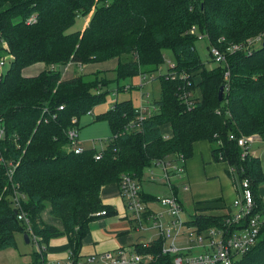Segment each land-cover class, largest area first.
I'll return each instance as SVG.
<instances>
[{
  "label": "trees",
  "instance_id": "1",
  "mask_svg": "<svg viewBox=\"0 0 264 264\" xmlns=\"http://www.w3.org/2000/svg\"><path fill=\"white\" fill-rule=\"evenodd\" d=\"M31 15L36 21L27 24ZM87 15L83 30H70L77 16ZM193 26L204 36L210 59L211 48L224 56L212 69L196 52L197 37L189 34ZM0 38L11 55L0 80L5 130L0 139V251L15 248L17 235H27L28 243L35 235L42 249L32 252L31 264H45L49 240L66 236L69 259H81L90 223L100 217L94 214H115L102 204L103 186L119 187L122 175L140 183L156 161L179 155L186 161L193 144L204 140L214 160L233 169L236 182L248 179L262 217L257 241L232 264H264V199L259 194L264 171L258 157L249 151L242 156L237 145L241 136L264 140V0H0ZM166 50L173 67L154 77L160 80L159 95L150 103L155 109L139 129H127L137 117L132 102L117 101L95 119L109 124L105 145L83 147L81 153L69 150L67 131H78L79 118L102 103L104 94L80 76L62 80L60 68L116 59L119 91L120 81L155 74ZM36 63L46 69L24 76L23 70ZM185 93L189 103L181 98ZM6 167L13 169L11 176ZM172 194L184 208L176 187ZM147 196L140 191L142 202ZM211 202L195 207L185 224L200 234L227 228L231 208L213 214ZM46 207L62 221V230L42 221ZM162 244L157 237L134 249L151 254L154 264H171L175 256L163 254Z\"/></svg>",
  "mask_w": 264,
  "mask_h": 264
},
{
  "label": "built area",
  "instance_id": "2",
  "mask_svg": "<svg viewBox=\"0 0 264 264\" xmlns=\"http://www.w3.org/2000/svg\"><path fill=\"white\" fill-rule=\"evenodd\" d=\"M36 21L35 16L31 15L26 19L27 24L34 23ZM189 34L195 35L197 40L204 39V36L200 34L196 27H191ZM260 40V37L257 38ZM237 49L236 46L232 48ZM0 80L3 78L4 66L7 61L11 59L8 47L6 43L0 38ZM210 52L213 56L215 64H219L224 60V56L215 48H211ZM8 58V59H7ZM167 66L173 67V63L167 62ZM165 74V73H160ZM159 73L145 75L140 74L141 79L154 80V77L160 76ZM224 78H228V72L224 73ZM189 94L185 93L181 98L188 102ZM189 103V102H188ZM61 109V107H60ZM155 108L150 104L141 105L135 107L137 113L136 122L130 124L127 129L135 130L139 129L143 120L148 117ZM53 116V115H52ZM5 134L4 126L0 123V139H3ZM70 144L69 150L74 153H81L83 147L77 142V130L70 128L67 131ZM253 136H241L237 139V145L243 149L242 156L248 152L249 142L255 139ZM257 137V136H256ZM230 139H233L230 136ZM99 159V155L95 156ZM0 162H3V157H0ZM185 159L182 155L174 156L172 159L156 161L154 165L160 166L164 172V178L168 183L170 194L167 196L157 197L156 200L163 208L161 212L153 213L148 212L144 202L140 199L141 186L137 180L129 175H122L119 188L120 195L125 201L126 210L130 214V217L135 221L139 227L143 220H151L152 227L157 230L159 237L163 238L162 253L173 254L175 257L171 264H232L233 261L241 254H244L247 249L254 245L257 241L260 227L262 225V217L256 212L255 202L253 199V193L250 188L248 179L240 181L239 195L232 201V206L236 208V211L226 218L227 228H210L206 233L200 234L194 227H189L185 224L182 217L183 208L178 202L175 195L172 194L173 185L171 183V175L176 178H181L184 174ZM12 165V162H9ZM231 171L233 169L229 167ZM7 175L11 176L13 169L6 167ZM152 173L151 177L152 178ZM186 188V187H185ZM105 211L95 213V216H104ZM167 216L168 221H163V217ZM24 217L23 215L19 218ZM25 221H27L25 219ZM28 222V221H27ZM240 226V228H235ZM232 230H231V229ZM39 238L32 235V241L36 244L39 250L42 247L38 244ZM142 247H147L149 244H141ZM202 247L203 252L197 255H186L191 253L194 247ZM55 264H154L153 256L151 254H138L134 246L121 247L114 251H108L99 255H88L83 260L79 259L73 261L68 259L64 263Z\"/></svg>",
  "mask_w": 264,
  "mask_h": 264
},
{
  "label": "crops",
  "instance_id": "3",
  "mask_svg": "<svg viewBox=\"0 0 264 264\" xmlns=\"http://www.w3.org/2000/svg\"><path fill=\"white\" fill-rule=\"evenodd\" d=\"M86 23H88V19L86 20ZM38 64L41 65L39 69H36L34 73L24 74V76H35L46 69L44 64L36 63V65ZM116 66V59L101 63L82 65L81 67L75 64H69L67 69L62 71L61 78L62 80H68L78 76L85 77L86 75H91V73L99 70L98 68L110 69V71L115 72ZM125 81L126 83H123V88L116 91V97L119 92H124L122 94L123 99H117L115 102L130 100L133 106L137 107L141 105L146 106V104L157 99L156 95L149 99V93L144 92V86L149 81L145 80L141 82L140 75L131 77ZM154 81L152 80L150 82L152 83ZM89 113L91 114V111ZM255 140L260 139L258 137V139ZM248 151L260 159L262 170L264 171V160H261L255 150L251 151L249 145ZM158 167L160 168V166ZM150 170H153L152 167L146 170L143 180L140 182V186L141 191L148 195L145 203L147 211L149 213H157L161 212L163 208L160 206L156 198L167 196L169 194H157L153 190V188H156L161 184V180L160 177H158L159 181L157 182V179L153 174V179H150ZM174 179L175 181L172 180L171 183L173 187H176L177 189L178 198L180 199V190L189 193V199H185L191 203L193 209L195 207H202L207 204V202L213 201L210 204L216 209L211 210V212L224 214L228 207L231 208L232 201L239 195V187L231 175L229 165L224 161H215L211 144L204 140L197 141L193 144L192 156L184 163V174L180 179ZM182 180L185 181L182 182ZM145 181H147V183H145L148 188L147 190L145 187L147 191H143V183ZM150 185H152V189L150 188ZM259 194L264 199V185L260 186ZM150 196L154 197L155 200H152ZM100 197L102 204L114 209L115 214L112 216H100L90 223V232L83 240L80 249L81 260L88 255H99L107 251H114L121 247H131L143 243L149 244L159 237L157 230L152 227L151 220H143L141 222V227H139V225L131 219L130 214L126 210L125 201L120 195V188L117 184L103 186L100 191ZM163 218L165 222L169 220L166 215ZM41 219L45 224L51 225L59 230L63 229L62 221L49 214V207H46L42 211ZM145 232H148V234H145ZM146 235H148V237ZM21 239L24 242L22 236ZM34 251L35 249L33 251H31V249L28 250L27 243L23 245L18 237H16L15 248H8L0 251V264H31V254ZM69 256L70 253L66 236H59L49 240L46 245L45 264L64 263L69 259Z\"/></svg>",
  "mask_w": 264,
  "mask_h": 264
},
{
  "label": "rangeland",
  "instance_id": "4",
  "mask_svg": "<svg viewBox=\"0 0 264 264\" xmlns=\"http://www.w3.org/2000/svg\"><path fill=\"white\" fill-rule=\"evenodd\" d=\"M91 15H87V16H77L75 18L74 24L71 27V31L74 30H82L86 23V20L90 18ZM195 48H196V52L201 60V62L206 64L207 69H212L213 67H215L217 64L214 63L213 59H210L209 57V53L207 51V47H206V41L204 39L202 40H197L195 42ZM164 62L161 65V67H159L160 69L157 70L156 73H165L166 69H167V62H170V65L173 63V55L171 53V51L166 50L164 51ZM0 55H3V53L0 52ZM8 59V58H7ZM170 60V61H168ZM109 61V60H108ZM101 63V62H100ZM73 64V63H71ZM70 64V65H71ZM91 64V63H89ZM69 65V64H68ZM68 65H66L65 67H61L60 68V73H62V71H65L68 67ZM77 65V64H76ZM87 65V64H84ZM9 66V61L6 62L4 69L6 70ZM79 67H81L82 65H78ZM41 67V65H36L34 64L33 66H29L26 69L23 70V74H28V73H34L36 71V69H39ZM57 69V68H56ZM99 70L91 73V75H86L84 76H80L82 78V80L84 81H91L93 82V85L95 84V87L93 91L98 90L100 93L104 94V99L102 101V103L94 106L91 108V114L87 113L82 115L79 120H78V131H77V136H78V140L77 142H79V144L82 147L88 148V147H95L97 150H100L104 145H105V140L108 139L111 135V130L109 127V124L107 123V121L105 120H95L96 116H98L101 113L107 112L108 109L111 108V106H113L112 104H114V102L117 99H123L122 94L124 92H119L118 96L116 97V90H117V82H116V73L113 71H110V69H101L98 68ZM58 70V69H57ZM150 75V74H148ZM79 77V76H78ZM141 77V76H140ZM147 80V78L145 79ZM141 79V82L145 81ZM195 81L198 80V78L194 79ZM148 83H146V85L144 86V92L149 93V99H151L153 96L156 95V97H158L159 95V81L160 80H156L154 82H150V80ZM123 83H126V81H120L119 85L121 86ZM151 83V84H150ZM198 88L193 89V91L196 93ZM130 96V95H128ZM135 108V107H134ZM90 112V111H89ZM255 139H258V137L255 136ZM252 140L251 142H249V146H250V150H255L257 153V155L261 158V160H264V140ZM261 153V154H259ZM156 165L152 166V171L150 170V174L152 173L153 176L157 179V182L159 181L158 177H160V185H158L156 188H153V190L157 193V194H170L169 189H168V183L166 181V179L164 178V172L161 168L158 167ZM150 169V168H149ZM146 172V171H145ZM145 174V173H144ZM176 177H174V175L172 174L170 179L171 181H175ZM176 179H180V178H176ZM185 180H182V182ZM145 183H147V181H145L143 184V191H147L148 188L146 187L147 185H145ZM149 184V183H148ZM237 185L239 187V192H240V181H237ZM151 189H152V185H150ZM145 187L147 188V190L145 189ZM149 187V186H148ZM165 188H166V192H165ZM179 196L180 199L183 203V213H182V217L184 219H188L191 218L194 212V209L191 205L190 202H188V200H186L185 198L189 199V193H186L183 190L179 191ZM186 196V197H185ZM262 198V196H260ZM263 199V198H262ZM231 208H232V213H234L236 211V208L234 206H232L231 204ZM218 214L217 212H213V214ZM164 221V218H163ZM263 221H264V217H263ZM150 232V231H148ZM148 232H145V234H148ZM148 237V235H146ZM19 241L25 245V243L23 242V240L21 239V235H17ZM27 249H31V251L38 250L36 244L30 242L27 244ZM203 248L202 247H194L191 251V253L189 254H184L182 255L183 257H185L186 255H197L201 252H203ZM108 252V251H107Z\"/></svg>",
  "mask_w": 264,
  "mask_h": 264
},
{
  "label": "water",
  "instance_id": "5",
  "mask_svg": "<svg viewBox=\"0 0 264 264\" xmlns=\"http://www.w3.org/2000/svg\"><path fill=\"white\" fill-rule=\"evenodd\" d=\"M223 89H224L223 86H221L219 88V91H218V99L219 100H221V98H222ZM23 238H24V242L25 243H28L29 242L27 235H24Z\"/></svg>",
  "mask_w": 264,
  "mask_h": 264
}]
</instances>
